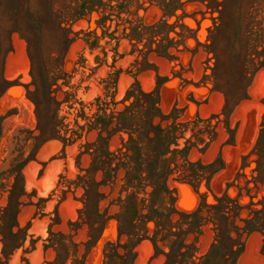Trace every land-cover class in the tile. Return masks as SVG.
I'll list each match as a JSON object with an SVG mask.
<instances>
[{"label":"rangeland","instance_id":"obj_1","mask_svg":"<svg viewBox=\"0 0 264 264\" xmlns=\"http://www.w3.org/2000/svg\"><path fill=\"white\" fill-rule=\"evenodd\" d=\"M132 27L138 37L127 35ZM45 71L56 79L57 115L73 128L97 96L119 100L134 81L156 89L161 110L188 123L178 138L180 146L188 137L195 143L187 159L211 163L197 167L198 178L171 175L173 205L190 211L225 190L232 198L239 191L240 216L252 217L249 208L260 212L242 233L236 264H264V0H0V264H104V243L117 242L114 221L87 246L82 217L96 219L97 197L92 190L86 197L81 186L67 189L89 164L87 154L78 157L80 144L96 132L82 130L69 143L36 137L27 95ZM40 92L31 96L42 102ZM118 143L115 135L110 148ZM118 186L103 188L100 212ZM117 210L112 203L107 214ZM212 227L204 225L198 253L213 240ZM97 232L95 226L91 236ZM115 244L106 250L123 252ZM153 253L143 239L122 264H161L162 254Z\"/></svg>","mask_w":264,"mask_h":264},{"label":"trees","instance_id":"obj_2","mask_svg":"<svg viewBox=\"0 0 264 264\" xmlns=\"http://www.w3.org/2000/svg\"><path fill=\"white\" fill-rule=\"evenodd\" d=\"M207 7L210 8V5L207 4ZM154 32L158 33L156 30L152 31ZM140 33L132 27L127 35L138 37ZM156 52L159 54V51ZM165 55L172 56L168 53ZM55 81V77L48 76L45 71L40 81H35V89L28 91L30 95L27 97L34 105L36 128L39 130L36 137L43 140L56 137L63 143H69L79 138L82 130L85 133L92 130L96 132L93 140H85L80 144L79 147L83 148L78 157L87 154L89 164L80 168L84 172L76 175L77 181L68 182L67 189L70 184L74 187L81 186L86 197L89 190L97 197L96 219L86 215V212L82 217L88 225V235L91 238L87 246L98 239L108 220L114 221L117 235V242L114 244L122 246L123 252H118L116 248L107 251V246L114 245L107 240L102 248L104 264H114L115 258L121 264L125 263L133 255L134 247L143 239L151 242L153 256L162 254L161 264H236L242 246V233L250 230L247 224L252 222L260 210L248 207L249 214L252 213L253 216L242 218L239 214L242 206L237 201L240 192L238 191L237 197L232 198L226 190L214 197V203L207 204L203 200L190 211L175 208L168 185L171 175L178 172L190 178H198L203 175V171L197 167H209L211 163L202 165L187 159L195 143L188 137L180 146L178 138L182 137L188 123L176 122V117L171 112L165 114L161 110L157 90H145L134 81L119 100H114L113 96L110 99L105 95L97 96L90 102L93 108L90 113L83 110L77 113L84 121L78 123L75 117L73 123L77 128H73L63 123L64 117L59 118L57 115L61 100L56 99V89L52 88ZM40 91L44 94L42 102L31 96L33 93H41ZM118 103L122 106L118 107ZM42 111L44 117L41 116ZM170 118L171 122H167ZM62 126L65 127L63 135L60 134ZM67 132L69 134L65 135ZM115 135H118L119 143L110 148V141ZM178 158H181V162ZM213 171L211 169L209 174ZM97 173L100 174L98 179ZM251 181L255 184V176H251ZM116 184L119 185L116 196L100 212L98 203L108 195L103 188L109 187L108 193H111ZM164 196L171 199L168 205L162 203ZM112 203L118 206V210L107 214ZM85 205L86 201L83 211L86 210ZM236 218L244 221L245 225L241 227L236 224ZM207 222L213 224V240L204 253H198L197 243ZM95 226L98 232L92 237L91 230ZM190 235L191 240L188 239ZM122 236H125V242L120 244Z\"/></svg>","mask_w":264,"mask_h":264},{"label":"bare ground","instance_id":"obj_3","mask_svg":"<svg viewBox=\"0 0 264 264\" xmlns=\"http://www.w3.org/2000/svg\"><path fill=\"white\" fill-rule=\"evenodd\" d=\"M16 45H18L17 43H16ZM19 46V45H18ZM23 46V45H22ZM22 46H21V48H22ZM19 48H20V46H19ZM23 49V48H22ZM19 52V51H18ZM9 75H11V74H9Z\"/></svg>","mask_w":264,"mask_h":264}]
</instances>
